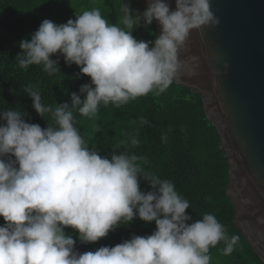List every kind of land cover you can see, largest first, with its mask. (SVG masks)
Wrapping results in <instances>:
<instances>
[{
    "label": "clouds",
    "instance_id": "clouds-1",
    "mask_svg": "<svg viewBox=\"0 0 264 264\" xmlns=\"http://www.w3.org/2000/svg\"><path fill=\"white\" fill-rule=\"evenodd\" d=\"M120 8L123 26L94 8L59 25L45 19L30 40L19 42L21 68L40 65L53 75L60 69L51 57L60 54L91 82L55 108L25 88L37 114L47 120L51 113L46 128L26 122L16 108L0 111V264H211V248L223 242L222 253L231 255L239 243L214 214L189 223V201L171 180L146 170L145 157L114 148L102 157L77 127L75 113L95 120L101 105L164 93L184 66L180 49L191 32L220 22L210 0H175L174 9L166 0H148L137 15L129 0ZM153 19L161 26L154 43L135 39L140 21ZM141 176L152 191L141 190ZM135 218L155 222V230L94 251L79 252L65 232L71 228L81 244L95 243Z\"/></svg>",
    "mask_w": 264,
    "mask_h": 264
},
{
    "label": "trees",
    "instance_id": "trees-1",
    "mask_svg": "<svg viewBox=\"0 0 264 264\" xmlns=\"http://www.w3.org/2000/svg\"><path fill=\"white\" fill-rule=\"evenodd\" d=\"M108 2V4H105ZM126 0H0V111L16 108L26 115L28 123L39 124L42 128L52 122L51 113L42 118L33 108L31 98L25 93L32 86L41 93L42 102L55 108L57 104L71 103V94H79L83 84L91 78L80 71V67L67 65L63 56L55 54L51 58L58 62V70L49 75L40 65L21 68L16 56L22 50L19 42L31 39L45 19L55 24L75 19L76 13L99 9L110 23L120 24L121 4ZM132 14L146 10L144 0H129ZM132 35L138 41L153 42L158 36L157 26L148 25L143 20L136 26ZM152 46V45H150ZM77 127L89 148L103 156L127 150L147 159L142 166L171 180L177 192L190 203L186 213L192 217L189 223L202 218L206 213L216 216L223 224L227 235L239 236V243L231 255H224V243L220 242L210 249L211 264H264V260L249 244L242 231L235 224L236 207L228 194L230 165L226 152L221 148L222 139L217 128L208 118L201 94L194 93L189 87L177 84L161 95L149 93L130 100L119 107L101 105L95 120L75 113ZM140 117L148 123L142 124ZM4 121L0 120V124ZM166 136V141L162 139ZM139 144L132 146L131 138ZM127 142V143H125ZM114 148V149H113ZM140 188L152 191L142 176ZM5 221L0 217V226ZM156 228L155 222H145L135 218L128 225H121L108 236L95 243L81 244L78 233L66 228L65 232L76 240L79 252L94 251L101 246H115L133 235H150Z\"/></svg>",
    "mask_w": 264,
    "mask_h": 264
},
{
    "label": "water",
    "instance_id": "water-1",
    "mask_svg": "<svg viewBox=\"0 0 264 264\" xmlns=\"http://www.w3.org/2000/svg\"><path fill=\"white\" fill-rule=\"evenodd\" d=\"M210 2L220 22L191 32L175 81L202 96L230 165L235 224L264 260V0Z\"/></svg>",
    "mask_w": 264,
    "mask_h": 264
},
{
    "label": "rangeland",
    "instance_id": "rangeland-1",
    "mask_svg": "<svg viewBox=\"0 0 264 264\" xmlns=\"http://www.w3.org/2000/svg\"><path fill=\"white\" fill-rule=\"evenodd\" d=\"M105 4H108V2H106Z\"/></svg>",
    "mask_w": 264,
    "mask_h": 264
}]
</instances>
